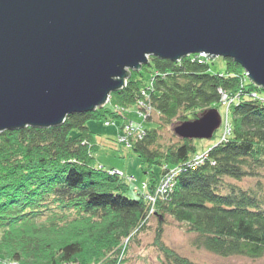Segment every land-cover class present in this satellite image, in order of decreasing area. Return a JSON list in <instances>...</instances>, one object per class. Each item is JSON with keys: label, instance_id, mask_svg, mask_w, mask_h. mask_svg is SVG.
Segmentation results:
<instances>
[{"label": "trees", "instance_id": "1", "mask_svg": "<svg viewBox=\"0 0 264 264\" xmlns=\"http://www.w3.org/2000/svg\"><path fill=\"white\" fill-rule=\"evenodd\" d=\"M225 60L226 71L212 73L209 57H151L95 111L69 115L57 127L1 132L0 264H130L142 236L154 228L162 264H203L165 245L167 217L195 235L197 249L262 258L264 90ZM223 105L231 132L212 147L199 151L197 140L175 133ZM131 108L143 122L126 117ZM93 119L120 120L118 141L139 157L147 189L134 184L133 174L93 164ZM199 154L205 157L196 164ZM174 168L175 186L160 191ZM247 179L254 185L241 186ZM132 187L137 197L128 195Z\"/></svg>", "mask_w": 264, "mask_h": 264}, {"label": "water", "instance_id": "2", "mask_svg": "<svg viewBox=\"0 0 264 264\" xmlns=\"http://www.w3.org/2000/svg\"><path fill=\"white\" fill-rule=\"evenodd\" d=\"M232 59L264 90V0H0V133L106 105L151 57ZM217 108L176 127L212 139Z\"/></svg>", "mask_w": 264, "mask_h": 264}, {"label": "rangeland", "instance_id": "3", "mask_svg": "<svg viewBox=\"0 0 264 264\" xmlns=\"http://www.w3.org/2000/svg\"><path fill=\"white\" fill-rule=\"evenodd\" d=\"M209 64L212 73L225 72L227 68V62L222 57L209 58ZM223 103L226 104L225 101ZM225 107L226 106L223 105L218 109L221 115H223L224 122L215 132L214 137L212 139H198L196 141L199 151L206 150L215 145L226 132L225 120L228 114V108ZM126 117L137 124L144 121V119L139 116L136 108L127 110ZM108 121L111 122V124L107 125L105 119H93L88 121L91 130L96 134L93 164L95 166L99 164L107 169H121L127 174H133L135 177L134 184L140 186L142 190L147 189V176L144 175L140 169L139 157L134 154L132 149L118 141L117 135L119 133L116 125H118V121L120 120L110 119ZM144 124L145 126L148 125L146 122H144ZM155 170L159 171V168L155 167ZM254 183L255 180L247 179L240 183V185L243 187H250L253 186ZM128 195L132 198L137 197V193L134 191L133 187L130 188ZM166 221V224L162 226V241L167 247L191 261L203 264H264V256L259 259H251L242 256L220 257L204 249H197L193 246L194 234L187 233L181 229L171 217H167ZM154 229L150 233L142 236V243L134 250L133 259L130 264H162V259L165 257L160 254L154 246L156 237Z\"/></svg>", "mask_w": 264, "mask_h": 264}, {"label": "built area", "instance_id": "4", "mask_svg": "<svg viewBox=\"0 0 264 264\" xmlns=\"http://www.w3.org/2000/svg\"><path fill=\"white\" fill-rule=\"evenodd\" d=\"M200 57H208L206 54L202 53V54H198ZM253 97H258L257 93H253L252 94ZM224 99H227V97L225 96ZM224 122V121H223ZM222 122V124H223ZM231 132V126L229 125V123L226 121V132L223 135V139L229 135ZM205 157V154H199L195 159H194V163L198 164L199 162H201L203 160V158ZM179 173V170L177 168L171 169L168 174L166 176H164L161 185H160V191H166V190H170L172 189L176 182L175 179L177 177ZM150 199L152 201H155L154 197H150Z\"/></svg>", "mask_w": 264, "mask_h": 264}]
</instances>
